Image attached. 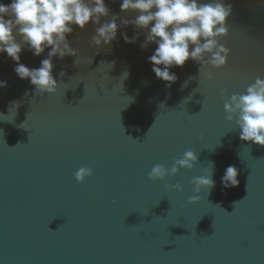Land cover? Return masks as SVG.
I'll list each match as a JSON object with an SVG mask.
<instances>
[{"label":"water","instance_id":"obj_1","mask_svg":"<svg viewBox=\"0 0 264 264\" xmlns=\"http://www.w3.org/2000/svg\"><path fill=\"white\" fill-rule=\"evenodd\" d=\"M221 2L232 6L220 40L226 66L189 59L169 70L178 78L171 87L148 62L158 45L141 47L154 22L125 26L139 13L121 12L123 0H104L110 11L99 25H72L77 56L53 58L54 94L36 96L0 53V264H264V147L240 139L221 95L264 79V0ZM113 15L116 38L92 45ZM125 34L139 38L126 43ZM50 51L24 47L20 63L38 69ZM188 150L198 155L192 170L148 179ZM229 166L238 187L222 185ZM81 167L93 175L77 183ZM212 172L215 187L196 193L193 178ZM176 183L183 191L164 188Z\"/></svg>","mask_w":264,"mask_h":264},{"label":"clouds","instance_id":"obj_2","mask_svg":"<svg viewBox=\"0 0 264 264\" xmlns=\"http://www.w3.org/2000/svg\"><path fill=\"white\" fill-rule=\"evenodd\" d=\"M120 10L139 13L131 22L123 20L125 26L132 23L137 29H148L154 22L141 47L146 48L151 43L158 45L148 62L153 65L152 71L157 79L166 82L169 87L178 79L169 70L172 67L183 68L189 59L200 64L201 68L221 69L226 66L230 49L221 44L220 40L229 34L226 21L232 15L230 4L225 5L221 0L200 4L197 0H123ZM109 11L104 0H12L11 4H0V53L6 52L17 64L14 69L16 75L21 80H30L35 86L36 96L54 94L58 84L52 75L53 58L77 56V51L67 41V35L73 31L72 25L81 30L90 21L99 25L101 17H107ZM5 16L9 19H5ZM117 19L119 17L113 15L111 22L96 29L92 45L98 47L102 43L111 44L118 31ZM17 35L22 37L20 42L16 40ZM123 38L126 43L131 44L139 37L129 39L125 34ZM190 46H193L191 52ZM24 47L35 56L43 54L45 48H51V51L48 58L41 61L40 68L30 69L20 63ZM60 75L63 76L64 73L61 72ZM2 87H7V83L0 81V88ZM221 95L225 99L226 119L229 122L235 120L240 130V139L264 147V79L257 77L247 87L246 94L234 93L230 98L224 92ZM197 163V153L188 150L181 159L174 161L170 169L162 164L152 167L148 179L162 181L176 176L180 169L192 170ZM213 174L193 178L194 191L199 193L201 188H214ZM92 175L90 167H81L74 173V178L77 183H84ZM238 175L235 166L227 167L221 181L223 187H238ZM164 188L183 191L180 183L165 184ZM198 199V196H193L189 203H197Z\"/></svg>","mask_w":264,"mask_h":264},{"label":"trees","instance_id":"obj_3","mask_svg":"<svg viewBox=\"0 0 264 264\" xmlns=\"http://www.w3.org/2000/svg\"><path fill=\"white\" fill-rule=\"evenodd\" d=\"M12 0H0V4H11Z\"/></svg>","mask_w":264,"mask_h":264}]
</instances>
